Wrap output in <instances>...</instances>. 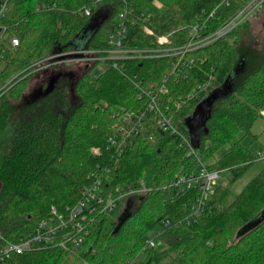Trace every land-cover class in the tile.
Here are the masks:
<instances>
[{
    "label": "trees",
    "instance_id": "1",
    "mask_svg": "<svg viewBox=\"0 0 264 264\" xmlns=\"http://www.w3.org/2000/svg\"><path fill=\"white\" fill-rule=\"evenodd\" d=\"M244 1L231 0L229 6L219 0L7 1L1 23L14 34L18 45L11 47L8 38L0 43V88L12 81L0 95V128L7 127L6 136L0 139V249L25 238L34 221L51 207L60 211L74 205L81 197L80 190L91 185L92 173L106 172L111 185L137 187L143 181L151 190L142 195L138 207L116 232L117 219L94 213L87 217V236L79 247L32 249L12 254L1 264H122L133 258H138L136 264H264V218L236 236L243 225L264 211V174L254 177L229 203L225 202L230 184L257 159L244 140H257L251 128L264 110V57L253 71L239 72L228 90L221 89L222 96L204 118L197 157L186 156L185 148H176L175 139L154 119L146 120L144 128L120 153L109 146L114 123L111 110L142 106L136 99L133 77L157 81L170 73L169 59L128 61L123 65L124 73L109 66L93 74V63L77 77L61 81L39 96L17 121L10 120L13 110L7 105L11 98L20 96L36 61L56 50L105 48V33L127 7L138 17L128 43L155 47L157 36L172 31L167 44L185 43L187 28L197 22L205 24L206 33L214 31L233 17ZM37 3L54 7L36 12ZM86 6H92L89 16L82 13ZM88 26L94 29L84 34ZM142 26L152 35L145 34ZM235 31L188 53L187 65L180 67L186 79L175 80L173 74L168 77L164 104L186 136L189 132L182 121L189 110L210 86L222 87L242 62L239 39L228 40ZM77 38L82 42H76ZM205 83L208 85L201 87ZM223 147L226 151L216 156ZM93 148L100 150L99 155L92 153ZM199 162L230 172L229 183L216 187L197 222L176 223L159 237L164 248L145 250V238L160 227L161 221H177L185 215L197 188L165 201L167 186L178 173L194 171Z\"/></svg>",
    "mask_w": 264,
    "mask_h": 264
},
{
    "label": "built area",
    "instance_id": "2",
    "mask_svg": "<svg viewBox=\"0 0 264 264\" xmlns=\"http://www.w3.org/2000/svg\"><path fill=\"white\" fill-rule=\"evenodd\" d=\"M7 1L0 0V43L6 39L9 33L7 27L1 23L4 13L7 10ZM220 4L230 5L231 0H219ZM264 0L244 1L241 9L220 27L210 33L205 32V24L197 22L187 28V41L179 45H169V37L174 32L156 37L158 46L137 47L128 43L130 33L133 32V25L138 17L132 16V10L126 8L119 12L117 21L111 30L105 33L107 46L99 50H74L69 52L56 50L47 57L36 61L31 65L32 72L42 73L57 69H69L67 65L74 63L80 64L84 70L93 63H109L110 67L124 73L123 65L128 61H142L148 58L169 59L170 73L162 74L157 81L143 82L133 77V84L137 89L136 99L141 102V107L132 110L122 107L111 110V117L114 120L112 134L108 138L109 146L115 148L120 153L123 148L129 145L134 137L144 128V123L148 119H154L158 127L167 132L176 141V148H185L186 156L197 157L196 148L191 144L190 137L186 136L178 127L175 115L164 104V97L168 93V77L173 74L175 80L186 79L180 73V67L187 65L186 57L197 49L208 46L218 39L226 37L239 22L244 19L250 10ZM54 6L45 3H37L34 11H44ZM92 6L83 7L82 13L89 16ZM213 12L209 14L212 16ZM146 18H143V21ZM145 34L152 35V31L147 26H142ZM9 44L11 47L18 45L17 38L11 34ZM82 56L76 57L75 55ZM192 61L189 62V64ZM178 72V73H177ZM6 85V84H5ZM208 83L201 87L207 86ZM197 88H200L198 86ZM4 87L0 88V95ZM196 89L188 95L192 97ZM179 107V103H176ZM92 153L99 155L100 150L93 148ZM220 170L211 169L206 164L198 163L196 169L189 173H178L168 183L167 198L165 201H173L180 194L197 188L192 202L186 208V213L182 219L173 221L165 219L161 221L159 228H155L144 241L145 250H157L164 248L160 235L169 227L176 223L183 222L186 225L197 222L207 209L218 181L221 178ZM91 185L84 186L80 190V199L72 206H67L63 210L51 207L49 212L34 221V228L27 236L17 244H5L0 249V264L12 254H21L32 249H41L57 246L68 250L75 249L83 244L87 236V217L94 213L113 219L110 215L117 210L121 201L130 194H146L150 187L140 181L137 187L130 185H111L110 178L106 172H95L90 174ZM164 188V187H163ZM115 220V219H114ZM138 258H133L122 264H136Z\"/></svg>",
    "mask_w": 264,
    "mask_h": 264
},
{
    "label": "rangeland",
    "instance_id": "3",
    "mask_svg": "<svg viewBox=\"0 0 264 264\" xmlns=\"http://www.w3.org/2000/svg\"><path fill=\"white\" fill-rule=\"evenodd\" d=\"M250 2L251 0H245ZM249 14L242 19L236 27V31L234 35L228 36V40L230 42L239 39V54L241 55L242 65L239 70V74H245L253 71L260 60L264 57V1L257 5L256 8L250 10ZM11 34L8 33L6 38H10ZM14 35V34H13ZM76 42H82L81 39L77 38ZM109 63L100 62L95 64L92 67L91 72L93 74L102 72L104 69L108 68ZM67 67H71L67 70H74L77 72H82L84 69L80 64L76 65L74 63L67 65ZM82 70H81V69ZM30 73L32 76L28 77L27 83L21 91V94L18 98H11L9 100L8 106L11 107L12 113L10 120L17 121L19 115L22 112L29 110L31 104H33L38 99L30 98V94L35 91L38 86L37 82L39 81V77L42 73H34L32 72V68L30 69ZM238 76V75H237ZM236 76V77H237ZM234 77L233 79H235ZM12 83H6L4 85V93L5 89L7 90ZM222 87L210 86L206 93L199 99V101L189 110V113L183 118L182 125L185 130L191 132L193 130L197 131V135L204 131V118L210 112L212 106L217 102L220 96H222L223 92L221 91ZM181 120V119H180ZM7 129V127L5 128ZM3 128H0V139L6 136V131ZM252 134L262 135V140L257 142L253 141L251 138H246L244 143L250 145V149L254 154L258 149H264V120L257 118L253 123ZM227 147L221 148L216 156L222 155L226 151ZM264 174V159L254 161L251 163L246 170L234 181L230 184L229 195L226 198V203H229L242 189L243 187L254 177ZM231 177L230 172L224 171L221 174V178L218 181V185H227L229 182V178ZM142 197V194H130L126 196L120 203L118 209L113 211L110 215L113 219H117L121 212L126 211L127 213H132L139 204V200Z\"/></svg>",
    "mask_w": 264,
    "mask_h": 264
},
{
    "label": "water",
    "instance_id": "4",
    "mask_svg": "<svg viewBox=\"0 0 264 264\" xmlns=\"http://www.w3.org/2000/svg\"><path fill=\"white\" fill-rule=\"evenodd\" d=\"M94 29V26H88L83 32L84 34L86 33H91ZM76 57H80L82 56L81 54H77L75 55ZM242 62H240L236 68L228 75L227 79L223 82L222 84V88L225 90H228L230 88L229 83L230 81L236 77L239 73V70L241 68ZM58 73H52L47 86L42 90H38L37 92L30 94V98L32 99H37L39 96L44 95L49 93L53 88L55 83L57 82L58 78H59ZM197 131L193 130L191 132H189V137H190V141L191 144L194 148L197 147V143H198V135H197ZM129 214L131 213H127L126 211H123L120 213V215L117 217L116 220V226L114 229V232H116L118 230V228L120 227V225L124 222V220L129 216ZM264 218V211L261 212L259 215L255 216L254 218H252L249 222H247L245 225H243L236 233V236H242L243 234H245L247 231H249V229H251L252 227L256 226L262 219Z\"/></svg>",
    "mask_w": 264,
    "mask_h": 264
},
{
    "label": "flooded vegetation",
    "instance_id": "5",
    "mask_svg": "<svg viewBox=\"0 0 264 264\" xmlns=\"http://www.w3.org/2000/svg\"><path fill=\"white\" fill-rule=\"evenodd\" d=\"M82 68L84 69V67H82ZM52 73L60 74L57 82L55 83V85H56L57 83L64 81L65 79L72 80L73 78L77 77L80 72H77L74 70H67V69H63V68L53 70V71H48V72H42V74L39 77V81L37 82L38 86L36 87L35 91H33V93L37 92L40 89L43 90L47 86L48 81H49ZM33 93H31V94H33Z\"/></svg>",
    "mask_w": 264,
    "mask_h": 264
},
{
    "label": "crops",
    "instance_id": "6",
    "mask_svg": "<svg viewBox=\"0 0 264 264\" xmlns=\"http://www.w3.org/2000/svg\"><path fill=\"white\" fill-rule=\"evenodd\" d=\"M261 117L259 118V119H263L264 120V110H262V112H261ZM252 129V128H251ZM254 134V133H253ZM254 135H256L257 136V142L259 141V143H260V141L262 140V135L260 134V135H257V134H254ZM263 139H264V137H263ZM256 154H257V159L255 160V161H257L258 159H260V160H263L264 159V149L263 150H261V149H258L257 151H256Z\"/></svg>",
    "mask_w": 264,
    "mask_h": 264
}]
</instances>
